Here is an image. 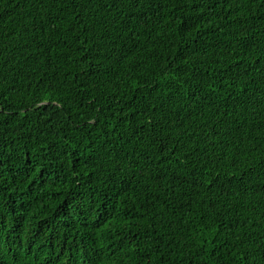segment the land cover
I'll list each match as a JSON object with an SVG mask.
<instances>
[{
  "label": "trees",
  "instance_id": "trees-1",
  "mask_svg": "<svg viewBox=\"0 0 264 264\" xmlns=\"http://www.w3.org/2000/svg\"><path fill=\"white\" fill-rule=\"evenodd\" d=\"M0 264H264V0H0Z\"/></svg>",
  "mask_w": 264,
  "mask_h": 264
}]
</instances>
